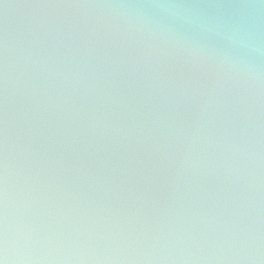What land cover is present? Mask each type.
Returning a JSON list of instances; mask_svg holds the SVG:
<instances>
[{"label": "water", "instance_id": "1", "mask_svg": "<svg viewBox=\"0 0 264 264\" xmlns=\"http://www.w3.org/2000/svg\"><path fill=\"white\" fill-rule=\"evenodd\" d=\"M5 264H264V0H0Z\"/></svg>", "mask_w": 264, "mask_h": 264}, {"label": "snow or ice", "instance_id": "2", "mask_svg": "<svg viewBox=\"0 0 264 264\" xmlns=\"http://www.w3.org/2000/svg\"><path fill=\"white\" fill-rule=\"evenodd\" d=\"M0 264H5V258L3 257L2 250H0Z\"/></svg>", "mask_w": 264, "mask_h": 264}]
</instances>
